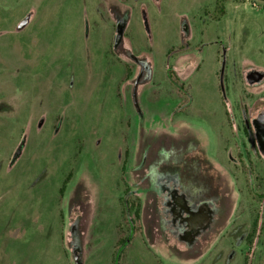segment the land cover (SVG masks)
Segmentation results:
<instances>
[{
	"label": "rangeland",
	"instance_id": "1",
	"mask_svg": "<svg viewBox=\"0 0 264 264\" xmlns=\"http://www.w3.org/2000/svg\"><path fill=\"white\" fill-rule=\"evenodd\" d=\"M215 7L0 0V264H264V0Z\"/></svg>",
	"mask_w": 264,
	"mask_h": 264
},
{
	"label": "trees",
	"instance_id": "2",
	"mask_svg": "<svg viewBox=\"0 0 264 264\" xmlns=\"http://www.w3.org/2000/svg\"><path fill=\"white\" fill-rule=\"evenodd\" d=\"M227 1L228 0H216V7L214 10L215 11L214 18L216 20H219L224 16L225 11H226L225 4ZM169 77H170L172 83H174V84L180 83L177 75L175 74V72L173 70H170ZM181 89L183 90V87H181ZM60 192L63 195L64 187L61 188ZM121 202H122V206H123L122 215H123L124 224H127L129 226V221L127 218V214L129 213L128 212L129 211V205H131V207L135 206V208H136L135 216L139 219L140 218V207H141L140 199L135 198L132 200V198H127L126 200L122 199ZM120 231H121V234H120V237H119V240H118L116 246L120 249H123V247L127 244L128 239H127V234L125 233V230H120ZM252 237H253V234H251L249 236V243L250 244H251Z\"/></svg>",
	"mask_w": 264,
	"mask_h": 264
},
{
	"label": "water",
	"instance_id": "3",
	"mask_svg": "<svg viewBox=\"0 0 264 264\" xmlns=\"http://www.w3.org/2000/svg\"><path fill=\"white\" fill-rule=\"evenodd\" d=\"M20 152H21V147H19V149L17 150L15 157L19 156Z\"/></svg>",
	"mask_w": 264,
	"mask_h": 264
}]
</instances>
